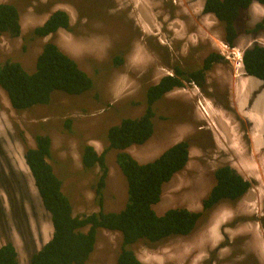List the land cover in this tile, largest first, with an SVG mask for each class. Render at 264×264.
Returning a JSON list of instances; mask_svg holds the SVG:
<instances>
[{"label":"rangeland","instance_id":"rangeland-1","mask_svg":"<svg viewBox=\"0 0 264 264\" xmlns=\"http://www.w3.org/2000/svg\"><path fill=\"white\" fill-rule=\"evenodd\" d=\"M0 1L17 6L20 23L18 36H0V62L18 61L25 70L33 71L42 44L51 40L73 57L93 81L82 94L54 92L48 103L19 111L0 88V245L13 243L18 264H29L30 255L52 234L50 214L42 206L24 159L25 147L34 145V135L50 136L48 161L61 179V189L75 214L99 209L119 211L127 194L125 177L116 162L117 150L110 149L105 154L108 172L100 207L91 187L98 167L82 170L80 144H90L102 152L108 126L122 117L142 113L146 85L171 74L176 65L187 71L199 68L212 51L221 54L223 60L206 72L202 86L194 88L186 82L182 89L166 93L154 104L152 136L144 144L131 145L126 150L132 156H148L149 161L173 139L195 134L192 157L162 186L160 201L153 206L157 214L175 206L200 210L202 199L215 182L213 172L220 165L235 169L251 181V186L236 202L217 205L190 235L153 244L139 241L130 248L142 264H264L260 256L264 257V137L259 124L257 128L254 119L244 116V112L255 119L263 116L259 112L264 107L259 103L263 98L254 107L251 105L261 92L264 97V87L261 81L239 74L234 62V54L252 43L264 46V26L250 30L264 15V6L253 2L240 11L235 22V47L228 48L222 24L203 12L204 0ZM57 9L67 13L70 29L34 38L33 28ZM121 40L126 46L125 64L118 67L112 64ZM141 52L147 56L145 60L135 56ZM132 57L140 63L134 65ZM238 81L242 82L240 90H236ZM209 112L213 115L207 117ZM213 121L216 125L210 123ZM210 140L212 143H207ZM255 160L263 167L262 178ZM221 213L226 219L214 232L218 237L203 239L214 216ZM120 242V233L99 228L85 264H115Z\"/></svg>","mask_w":264,"mask_h":264},{"label":"trees","instance_id":"trees-1","mask_svg":"<svg viewBox=\"0 0 264 264\" xmlns=\"http://www.w3.org/2000/svg\"><path fill=\"white\" fill-rule=\"evenodd\" d=\"M264 5V0H204L202 10L212 14L223 26V41L229 48L235 47L238 31L236 19L241 10L252 2ZM264 26V16L250 30ZM70 29V20L63 10H54L47 19L33 28L34 38L54 34L57 29ZM19 11L11 2L0 1V36H18ZM242 64L247 75L259 79L264 87V46L258 42L245 47ZM223 60L217 52L207 54L199 68L183 70L172 67L158 81L149 84L144 92V109L138 117H122L118 123L108 126L102 152L90 144L82 143L79 158L83 171L98 167L95 181L91 183L94 200L102 206L103 189L108 166L105 154L116 149V162L126 181V202L119 211L99 209L91 213L75 214L68 196L61 189V179L54 172L48 159L51 156V138L48 134L34 135V145L26 146L24 159L39 194L42 206L50 214L52 234L29 258V264H85L94 249L97 231L104 228L121 234L120 250L115 264H142L130 246L136 242L152 244L175 236L190 235L202 219L205 220L221 203H234L251 186L235 169L220 165L214 172L215 182L201 201V211L175 206L157 214L153 209L161 198L162 186L182 170L188 159L189 144L182 139L165 148L156 158L137 161L126 149L144 144L154 132V104L166 92L184 83L199 87L206 72L216 62ZM116 57L113 64L119 65ZM93 85L91 77L77 61L49 40L42 44L36 56L34 70L27 71L18 61L0 62V88L10 105L17 111L50 101L54 92L82 94ZM69 125L68 122L66 124ZM0 264H18L17 251L12 242L0 245Z\"/></svg>","mask_w":264,"mask_h":264},{"label":"bare ground","instance_id":"bare-ground-1","mask_svg":"<svg viewBox=\"0 0 264 264\" xmlns=\"http://www.w3.org/2000/svg\"><path fill=\"white\" fill-rule=\"evenodd\" d=\"M137 2H138V0H136ZM162 1V0H161ZM205 20V19H204ZM199 23V22H198ZM179 33V32H178ZM143 42V41H142ZM209 45V44H208ZM237 52V51H236ZM135 56H138V57H140L141 59H144L145 60V58L147 57L146 55H144L142 52L141 53H137ZM146 56V57H145ZM240 59H241V51H240V53L238 52L237 54H234V62H236L237 63V69L239 70V74H244V72H243V65H242V63L240 62ZM131 61L133 62V63H135L134 65H138L139 63H140V60L137 58V57H132L131 58ZM236 70V69H235ZM238 72V71H237ZM251 77H253V76H251ZM253 78H255V77H253ZM255 79H257V78H255ZM257 80H259V79H257ZM260 81V80H259ZM250 84V83H249ZM115 85V84H114ZM241 85H242V82H239V85H238V87H237V89L236 90H240L241 89ZM242 92V91H241ZM173 93H176L175 91H173ZM246 99V98H245ZM207 107H209L210 109L209 110H211V107H210V105L208 104L207 105ZM7 108V107H6ZM244 108V107H243ZM242 108V109H243ZM245 114H244V116H246L247 114V116L249 117V118H252V119H254L253 117H250V115H249V112H244ZM206 115V114H205ZM209 115H213V112H209L208 114H207V117L209 116ZM211 124H213V125H216V121H213V122H210ZM217 124H220V126H221V123L218 121V123ZM177 139V138H176ZM175 139V140H176ZM221 139V138H220ZM252 139H253V136H252ZM174 139L171 141V143L169 144V146L170 145H172V144H174V143H176V142H178L179 140H176L175 141ZM222 142L224 143V139L222 138ZM168 146V147H169ZM165 148H167V147H165ZM261 148V147H260ZM164 150V149H163ZM162 150V151H163ZM161 151V152H162ZM130 152V151H129ZM196 152V151H195ZM194 152V153H195ZM188 154H189V157H192V151H191V147L189 148V152H188ZM194 155V154H193ZM197 155V154H196ZM255 155V154H254ZM257 156V155H256ZM137 161H139V162H145L146 160H147V157H146V159L144 158V157H139V156H133ZM139 158V159H138ZM254 164V162L252 163V166H255V165H253ZM255 164L257 165V168H258V172H259V175L261 176V178H262V168L263 167H261L260 165H259V163L256 161L255 162ZM248 167V166H247ZM240 168V167H239ZM264 169V168H263ZM262 171V172H261ZM199 173V172H198ZM202 173V172H201ZM200 175V174H199ZM198 176V175H197ZM202 176V175H201ZM264 177V176H263ZM198 178V177H197ZM196 178V179H197ZM200 178V177H199ZM260 178V177H259ZM260 178V179H261ZM201 180H202V178H201ZM262 180V179H261ZM204 181V180H203ZM171 192V191H170ZM158 204V203H157ZM247 204L248 205H250L252 208H254V205H253V203L251 204L250 202H247ZM155 206V205H154ZM161 206H162V204H161ZM200 205H198V207H199ZM159 209H160V206H159ZM169 209V208H168ZM221 211H222V209H221ZM226 214H228V213H226ZM226 217V215L224 214V213H221V214H219V215H215L214 216V218H213V221L211 222V224H210V228L208 229H206V231L203 233V235H204V237H203V239H206V240H209V238L211 239V240H213L214 238L216 239L218 236H216L215 235V230H217L218 229V227L225 221V218ZM220 228V227H219ZM216 236V237H215ZM202 239V238H201ZM202 239V240H203ZM214 239V240H215ZM199 242H201V240L199 241ZM212 242V241H211ZM215 242V241H214ZM188 247V246H187ZM189 248V247H188ZM189 250V249H188Z\"/></svg>","mask_w":264,"mask_h":264},{"label":"flooded vegetation","instance_id":"flooded-vegetation-1","mask_svg":"<svg viewBox=\"0 0 264 264\" xmlns=\"http://www.w3.org/2000/svg\"><path fill=\"white\" fill-rule=\"evenodd\" d=\"M96 6V5H95ZM126 49V46H125V44L124 43H122V40L120 41V44H118V46H116V48H115V50H117V53L116 54H114V58H113V62H114V59L116 58V57H119V58H121V62H120V64L119 65H114V64H112V65H114V66H118V67H120V66H122V65H124L125 64V61H124V54H125V50ZM147 86L148 85H146L145 86V90H146V88H147ZM164 96V95H163ZM190 114V113H189ZM173 122L174 121H178L177 119H174V120H172ZM195 135V134H194ZM194 135H192V136H189V137H187L185 140L188 142V144H189V148L190 147H193V146H195V137H194ZM207 143H212V141L210 140L209 142H207ZM202 209H200V210H195V211H201ZM171 238V237H170ZM151 244V243H150ZM153 244V243H152ZM218 246V245H217ZM259 253V252H258ZM260 254V253H259ZM260 256L264 259V257L260 254ZM205 259V258H204ZM203 259V260H204ZM256 259V258H255Z\"/></svg>","mask_w":264,"mask_h":264},{"label":"crops","instance_id":"crops-1","mask_svg":"<svg viewBox=\"0 0 264 264\" xmlns=\"http://www.w3.org/2000/svg\"><path fill=\"white\" fill-rule=\"evenodd\" d=\"M256 84H257V80H256ZM237 85H239V81L237 82ZM260 98H263V101H261V102H259V99ZM257 101L259 102V103H261V105H262V103H264V97L262 96V92L260 93V95H259V97L258 96H256V98H255V100H254V102H253V104L251 105V107H254V105L257 103ZM259 112L263 115V116H258L257 117V119H255L254 118V120H255V122L257 123V128H258V124H259V128H258V130H262L263 132H262V136L264 137V130H263V126H264V107L263 108H259ZM252 120V119H251ZM260 124H261V127H260ZM255 125V124H254ZM254 135H256V134H254ZM253 136V135H252ZM252 136H251V139H252ZM261 136V135H260ZM260 136H259V138H258V140H256V144H260L261 143V139H260ZM262 136H261V138H262ZM255 162H256V160H255Z\"/></svg>","mask_w":264,"mask_h":264},{"label":"clouds","instance_id":"clouds-1","mask_svg":"<svg viewBox=\"0 0 264 264\" xmlns=\"http://www.w3.org/2000/svg\"><path fill=\"white\" fill-rule=\"evenodd\" d=\"M254 2H256V1H254ZM253 3V2H252ZM258 3V2H257ZM258 4H260V3H258ZM260 5H262V4H260ZM262 6H264V5H262ZM264 16V15H263ZM262 16V17H263ZM262 19V18H261ZM217 20V19H216ZM218 21V20H217ZM61 29H63V28H59V29H57V31L54 33V34H59L60 33V31H61ZM63 30H67V29H63ZM46 36H50V35H46ZM46 36H44V37H46ZM43 37V38H44ZM49 41V40H48ZM45 43V42H44ZM227 46V45H226ZM228 47V46H227ZM229 48V47H228ZM244 50V49H243ZM243 50L241 51V57H242V52H243ZM240 62L242 63V58L240 59ZM243 65V64H242ZM243 72H244V74L246 75V76H250V75H247L246 73H245V71H244V68H243ZM193 83H189V85H192ZM262 84V83H261ZM193 87L195 88V84H193ZM183 88V86H179V87H174L172 90H174V89H177V90H179V89H182ZM262 88H263V86H262ZM172 90H170L169 92H171ZM166 93H168V92H166ZM165 93V94H166ZM187 93H189V91L187 92ZM164 94V95H165ZM193 95H194V93H192ZM253 102V101H252ZM252 102H251V104H252ZM182 140V139H181ZM180 141V140H179ZM189 152V151H188ZM189 155V154H188ZM166 183V182H165ZM187 208V207H186ZM189 209V208H188ZM191 210V209H190ZM195 211V210H194Z\"/></svg>","mask_w":264,"mask_h":264}]
</instances>
